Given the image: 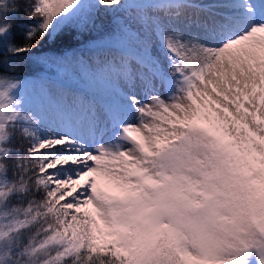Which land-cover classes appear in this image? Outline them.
<instances>
[{
    "label": "snow or ice",
    "instance_id": "6c2138e0",
    "mask_svg": "<svg viewBox=\"0 0 264 264\" xmlns=\"http://www.w3.org/2000/svg\"><path fill=\"white\" fill-rule=\"evenodd\" d=\"M0 264H264V0H0Z\"/></svg>",
    "mask_w": 264,
    "mask_h": 264
},
{
    "label": "trees",
    "instance_id": "16d2710c",
    "mask_svg": "<svg viewBox=\"0 0 264 264\" xmlns=\"http://www.w3.org/2000/svg\"><path fill=\"white\" fill-rule=\"evenodd\" d=\"M31 71V69L30 68H25L20 74L21 75H23L24 74V72H30Z\"/></svg>",
    "mask_w": 264,
    "mask_h": 264
}]
</instances>
